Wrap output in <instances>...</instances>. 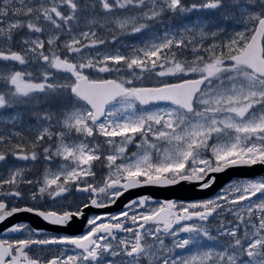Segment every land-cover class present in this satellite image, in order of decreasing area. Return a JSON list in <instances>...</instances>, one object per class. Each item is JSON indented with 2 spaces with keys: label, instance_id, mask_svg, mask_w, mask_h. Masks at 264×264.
<instances>
[{
  "label": "snow or ice",
  "instance_id": "obj_1",
  "mask_svg": "<svg viewBox=\"0 0 264 264\" xmlns=\"http://www.w3.org/2000/svg\"><path fill=\"white\" fill-rule=\"evenodd\" d=\"M123 36L140 43L107 47ZM256 166L264 0H0V224L28 213L86 228L14 224L0 264H264V179L90 214L137 189H209L217 174Z\"/></svg>",
  "mask_w": 264,
  "mask_h": 264
},
{
  "label": "water",
  "instance_id": "obj_2",
  "mask_svg": "<svg viewBox=\"0 0 264 264\" xmlns=\"http://www.w3.org/2000/svg\"><path fill=\"white\" fill-rule=\"evenodd\" d=\"M264 178V166H256L254 168H237L230 169L225 173L217 174L216 183L209 189H201L197 184H190L187 182L181 183L179 185L170 186V187H146L141 188L140 190H134L133 193L126 194L125 197H122L120 201H118L114 206L108 209H103V212H116L125 208V205L128 203L127 201L134 199L138 196H141L145 191L146 195L150 196L157 203L173 200V201H195V200H204L215 197L219 195L224 187H226L229 183L233 182L236 179H254V178ZM125 202L124 205L122 202ZM120 203V204H119ZM105 210V211H104ZM21 217V220H27L30 222L32 226L37 229L40 228L45 232H50L52 230H45L48 226H51L41 220L40 218L28 214L22 213L16 215ZM14 218H16L14 216ZM23 218V219H22ZM83 227L84 221L78 222ZM75 223L71 225L74 227ZM60 228V227H59ZM2 233H0L1 235Z\"/></svg>",
  "mask_w": 264,
  "mask_h": 264
},
{
  "label": "flooded vegetation",
  "instance_id": "obj_3",
  "mask_svg": "<svg viewBox=\"0 0 264 264\" xmlns=\"http://www.w3.org/2000/svg\"><path fill=\"white\" fill-rule=\"evenodd\" d=\"M159 31L160 32H162V28H160L159 29ZM124 40H125V38L124 37H120V39L118 40V42L120 43V42H124ZM140 42V38L139 37H137L136 39H135V42ZM117 42V43H118ZM126 51V50H125ZM93 75H97L96 73H93ZM113 74H103V75H101V76H104L105 78H110L111 76H112ZM157 81H156V78H153V79H151V80H148V79H146V80H144V81H139V82H137V84L138 85H140V84H142V85H144V86H153L155 83H156ZM136 149H135V147L134 146H130V148H129V151L130 152H132V151H135ZM142 195H146V193H143ZM141 195V196H142ZM123 204H124V202H122ZM122 210H125V208L124 209H122ZM122 210H120V211H116V212H113L112 214H119ZM141 211H143V209H141ZM92 213H95V214H97V215H103V214H106V213H102V209H92L91 211H90V214H92ZM16 218H11L10 220H8V221H6L5 222V224H0V233H2L1 235H0V239H3V238H14L15 236H18V235H20V234H9V233H7V227H10V226H12V225H14V224H17V223H26V224H28L31 228H33V229H35V227L34 226H32L31 224H30V222H28L27 220H21L20 218L21 217H18V216H15ZM23 219V218H22ZM78 222H80V221H76V222H74L75 223V226L74 227H71V226H69V227H67V228H63V232H60V229H56L54 226H48L45 230H52V231H50V232H46V234L47 235H80V234H82L84 231H86V228H85V225L82 227L81 225H80V223H78ZM37 227V229H40V228H38V226H36ZM56 230V231H55ZM121 235H123V234H121ZM166 243H168V241L166 240ZM59 249L58 248H56L55 246H53V248H52V251H45V252H43L42 253V255L45 257V258H48V257H50V256H52V255H54V254H56V252L58 251Z\"/></svg>",
  "mask_w": 264,
  "mask_h": 264
},
{
  "label": "rangeland",
  "instance_id": "obj_4",
  "mask_svg": "<svg viewBox=\"0 0 264 264\" xmlns=\"http://www.w3.org/2000/svg\"><path fill=\"white\" fill-rule=\"evenodd\" d=\"M202 15H204V14L203 13H196L194 15L193 19L198 18V17H200ZM162 31H163V28H162ZM123 37L125 38L124 42H120V43L118 42L116 45L109 44L107 47L109 49H112L113 47L120 48L121 52H123L124 50H127L128 46H130V45L134 46V45H138L140 43V42H135V39L137 37H128V36H123ZM97 75H101V74H97ZM158 107H170V105H159ZM13 110L16 111V109H13ZM254 180H257V179H254ZM237 181H239V180H237ZM231 219H233V218L230 215L226 217V220H231ZM167 241H168V244H171V238L167 239ZM205 243H206V245L208 247H216V246H218L215 242H212V241H206ZM181 254H185L186 255L187 253H181Z\"/></svg>",
  "mask_w": 264,
  "mask_h": 264
}]
</instances>
